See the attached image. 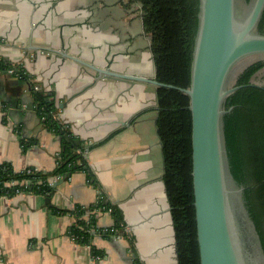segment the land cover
Returning a JSON list of instances; mask_svg holds the SVG:
<instances>
[{
  "label": "crops",
  "instance_id": "obj_1",
  "mask_svg": "<svg viewBox=\"0 0 264 264\" xmlns=\"http://www.w3.org/2000/svg\"><path fill=\"white\" fill-rule=\"evenodd\" d=\"M98 69L154 79L150 40L138 5L128 0H0V59L22 69L36 87L53 93L56 115L78 140L102 145L140 115L154 111L155 87L99 75ZM28 83L0 73V164L16 171H50L60 148L31 107ZM156 112L140 118L113 142L90 149L87 163L98 182L74 172L47 198L32 193L0 197V264H177L170 209L162 181ZM35 140L23 149L22 140ZM102 194L118 209L126 237H96L92 245L67 234L75 217L51 209L88 208ZM110 228V211L94 212Z\"/></svg>",
  "mask_w": 264,
  "mask_h": 264
},
{
  "label": "trees",
  "instance_id": "obj_2",
  "mask_svg": "<svg viewBox=\"0 0 264 264\" xmlns=\"http://www.w3.org/2000/svg\"><path fill=\"white\" fill-rule=\"evenodd\" d=\"M128 4L139 7L144 32L150 40L155 80L176 88L155 87V127L162 153V181L172 219L177 264H200L191 177V114L189 98L179 90L190 85L199 0H128ZM256 31L264 35V12ZM263 68L264 62L260 61L235 77L232 86L245 87L227 97L223 107L232 110L223 117V129L230 173L236 185L243 188L244 207L264 253V75L259 78ZM4 72L28 83L31 107L45 129L59 137L60 148L55 167L50 171L30 167L16 172L8 163L0 164V197L32 193L49 199L55 191L54 180H66L74 172L85 173L89 184L98 188L86 159L92 146L78 140L59 121L53 93L40 91L21 68L0 59V73ZM258 79L261 87L255 82ZM2 107L5 104L0 102ZM35 143L23 139V149ZM51 210L75 217L76 223L67 234L74 242L89 246L94 257H103L92 245L96 237L111 240L127 236L118 209L105 202L102 194L88 208L75 206L65 211L52 207ZM87 211H110L115 225L99 228L94 213L84 217Z\"/></svg>",
  "mask_w": 264,
  "mask_h": 264
},
{
  "label": "water",
  "instance_id": "obj_3",
  "mask_svg": "<svg viewBox=\"0 0 264 264\" xmlns=\"http://www.w3.org/2000/svg\"><path fill=\"white\" fill-rule=\"evenodd\" d=\"M263 12L264 0H199L190 85L179 90L189 98L191 114V177L200 264H264L258 234L242 200L243 188L230 173L223 129V117L232 110L223 107L227 97L245 87L232 86L235 77L264 62V35L256 31ZM61 56L105 77L176 89L154 79L98 69L67 52L61 51ZM263 75L264 68L259 78ZM260 79L255 81L258 87ZM152 113L155 110L140 115L126 129ZM117 135L99 146L113 142Z\"/></svg>",
  "mask_w": 264,
  "mask_h": 264
},
{
  "label": "built area",
  "instance_id": "obj_4",
  "mask_svg": "<svg viewBox=\"0 0 264 264\" xmlns=\"http://www.w3.org/2000/svg\"><path fill=\"white\" fill-rule=\"evenodd\" d=\"M54 181L56 182L57 180H54ZM93 213H94V212L87 211L84 217H85V218H88V217H89L90 215H92ZM93 258H95L96 260L101 259V258H99V257H94V256H93Z\"/></svg>",
  "mask_w": 264,
  "mask_h": 264
}]
</instances>
